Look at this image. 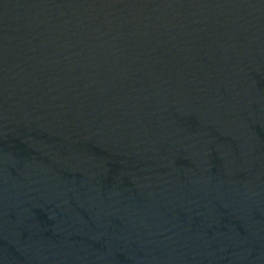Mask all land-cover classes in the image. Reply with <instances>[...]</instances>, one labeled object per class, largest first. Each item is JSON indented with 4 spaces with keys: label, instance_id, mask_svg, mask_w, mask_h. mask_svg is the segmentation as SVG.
I'll return each instance as SVG.
<instances>
[{
    "label": "water",
    "instance_id": "1",
    "mask_svg": "<svg viewBox=\"0 0 264 264\" xmlns=\"http://www.w3.org/2000/svg\"><path fill=\"white\" fill-rule=\"evenodd\" d=\"M0 264H264V0H0Z\"/></svg>",
    "mask_w": 264,
    "mask_h": 264
}]
</instances>
